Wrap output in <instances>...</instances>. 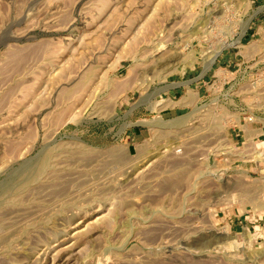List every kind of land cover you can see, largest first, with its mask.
<instances>
[{
  "label": "rangeland",
  "instance_id": "1",
  "mask_svg": "<svg viewBox=\"0 0 264 264\" xmlns=\"http://www.w3.org/2000/svg\"><path fill=\"white\" fill-rule=\"evenodd\" d=\"M259 128L264 0H0V264H264Z\"/></svg>",
  "mask_w": 264,
  "mask_h": 264
},
{
  "label": "built area",
  "instance_id": "2",
  "mask_svg": "<svg viewBox=\"0 0 264 264\" xmlns=\"http://www.w3.org/2000/svg\"><path fill=\"white\" fill-rule=\"evenodd\" d=\"M214 73L215 72L213 71V74ZM220 73L222 74V73H226V72L220 70ZM188 97H189V95L187 94V95H185V97L182 98L183 100H185L184 103H186V101H188ZM200 98L201 97H199V100H201ZM184 108L186 110H190V112L188 111V112L185 113L186 115H188L187 116V119H188L187 120V123H188V125L186 123H184V126L181 127L182 132H184V133L185 132H188L191 129V126H192L193 123L195 124V127H194L195 131L196 130H199V128H198L197 125L199 124V122L201 121V119L203 117H206L208 114H210V113H208V110L205 109V106L202 105V104H200L199 102H197L195 104L193 110H191V108L189 107V105H187V106L184 105ZM192 111L194 113H192ZM242 122H243L244 126H249L250 127V125L256 123V120H255V117L253 115L246 114V115L243 116ZM262 136H264V131H263V129H260L259 128L257 130V134L254 135V136H252V139H251V137H249V141L251 142V144H253V146L256 149V152H255L256 155L253 157V159H254L253 161H264V154H263V152L259 151L260 145L264 143V141L259 142V138H261ZM255 140H256V142H258L257 144L254 143ZM180 152H181V150H178V149L175 150V153L176 154H178Z\"/></svg>",
  "mask_w": 264,
  "mask_h": 264
},
{
  "label": "bare ground",
  "instance_id": "3",
  "mask_svg": "<svg viewBox=\"0 0 264 264\" xmlns=\"http://www.w3.org/2000/svg\"><path fill=\"white\" fill-rule=\"evenodd\" d=\"M214 58H212L209 62H208V66L212 63ZM211 68V67H210Z\"/></svg>",
  "mask_w": 264,
  "mask_h": 264
},
{
  "label": "crops",
  "instance_id": "4",
  "mask_svg": "<svg viewBox=\"0 0 264 264\" xmlns=\"http://www.w3.org/2000/svg\"><path fill=\"white\" fill-rule=\"evenodd\" d=\"M168 99L170 100V98L168 97Z\"/></svg>",
  "mask_w": 264,
  "mask_h": 264
}]
</instances>
